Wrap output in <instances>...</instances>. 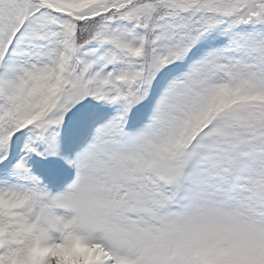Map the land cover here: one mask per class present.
I'll return each instance as SVG.
<instances>
[{"label":"snow or ice","instance_id":"snow-or-ice-1","mask_svg":"<svg viewBox=\"0 0 264 264\" xmlns=\"http://www.w3.org/2000/svg\"><path fill=\"white\" fill-rule=\"evenodd\" d=\"M0 264H264V0H0Z\"/></svg>","mask_w":264,"mask_h":264}]
</instances>
